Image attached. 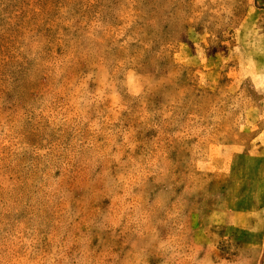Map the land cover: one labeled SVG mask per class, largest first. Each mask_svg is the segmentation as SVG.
Listing matches in <instances>:
<instances>
[{
  "label": "rangeland",
  "instance_id": "obj_1",
  "mask_svg": "<svg viewBox=\"0 0 264 264\" xmlns=\"http://www.w3.org/2000/svg\"><path fill=\"white\" fill-rule=\"evenodd\" d=\"M0 264H264V0H0Z\"/></svg>",
  "mask_w": 264,
  "mask_h": 264
}]
</instances>
